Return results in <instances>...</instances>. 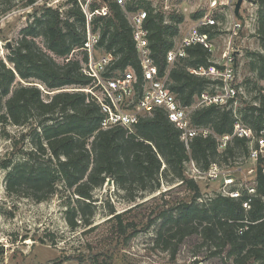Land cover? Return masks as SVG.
I'll use <instances>...</instances> for the list:
<instances>
[{
    "label": "trees",
    "instance_id": "trees-1",
    "mask_svg": "<svg viewBox=\"0 0 264 264\" xmlns=\"http://www.w3.org/2000/svg\"><path fill=\"white\" fill-rule=\"evenodd\" d=\"M72 3L63 14L49 7L35 12L33 21L22 30L18 45L10 48L8 61L13 68L0 61V136L6 134L7 125L26 129L12 140L9 158L0 165L8 170L7 191L17 195L23 194V189L28 197L41 201L53 193L56 184L62 183L79 197L76 201L85 203L92 199L93 190L107 179L130 195L135 190H155L166 169L165 173L171 172L181 181L180 185L194 194L189 202L160 213L157 233L165 248L175 238L181 241L196 235L213 248L226 251L236 264L263 263V159L257 161L256 193L250 209L242 206L245 196L237 200L217 195L197 203L199 188L193 180L185 178L186 163L191 160L199 170L206 171L211 164L227 163L236 150L246 157L249 152L246 139L233 137L222 152L218 151L212 136L195 137L186 147L180 140V130L160 110L152 117L141 119L132 132L121 127L103 130L99 105L91 95L65 90L85 88L92 80L81 71V66L88 61L83 49L86 19L76 1ZM257 3L260 5L257 38L263 53L256 54L254 70L264 81V0H256ZM139 5L147 10L145 26L149 31L151 56L159 75L163 76L167 70L166 54L174 45L183 18L172 14L166 21L163 14L153 11L150 2L140 0ZM108 8L109 15L96 17L92 25L94 31L100 32L99 45L114 58L109 71H123L130 66L139 72L132 29L126 16L116 2H110ZM133 8L132 4L129 10ZM213 28H199V32L208 33L211 38ZM39 32L46 39L49 53L64 59L62 64L28 39ZM77 50L81 52L80 59L73 55ZM185 54L168 70V90L182 106L189 107L201 94L213 92L218 82L190 72V69L214 66L210 53L202 45L186 47ZM17 77L26 83L37 80L48 92L54 93L47 94L45 100L38 87L16 82ZM253 100L242 102V108L233 107L232 101L225 106L198 108L191 113V122L209 128L218 136L231 135L237 115L243 124L259 133L264 129V100L259 95ZM26 140L30 141V148L22 149L20 143ZM163 164L165 169L161 170ZM72 211L67 210L68 223L74 228ZM118 225L119 230L126 229L121 222ZM91 264L111 262L106 256L95 255Z\"/></svg>",
    "mask_w": 264,
    "mask_h": 264
},
{
    "label": "rangeland",
    "instance_id": "rangeland-1",
    "mask_svg": "<svg viewBox=\"0 0 264 264\" xmlns=\"http://www.w3.org/2000/svg\"><path fill=\"white\" fill-rule=\"evenodd\" d=\"M75 1L83 14L86 13L85 24L90 18L91 29L93 19L109 15L108 4L118 2ZM122 1L124 5L121 8L127 20L126 12L130 15L139 8L147 11L139 5L140 0ZM147 1L153 11L164 15L166 21H169L172 14L183 18L178 35L174 39L175 44L180 43L194 30H198V20L204 15H212L219 25L211 29L212 36L209 40L215 49L211 60L217 61L230 44L231 56L235 57L236 61V81L246 90L252 91L247 98L254 101L264 84L254 70L257 65L256 54L263 53L257 38L260 10L258 3L252 7L246 4V9L240 11L241 17L247 19V23L232 36L231 22L234 19L239 22V19L232 16V7L219 5L222 0H216L218 6L214 9L210 8L213 0ZM72 2L73 0H35L31 4L29 0H0V61L6 67L13 68L8 61L10 48L18 45L22 39V30L33 21L35 12L49 7L63 14L72 6ZM52 3L54 5H50ZM132 4L133 10H129ZM250 14L253 20H250ZM28 39L35 42L36 46L49 54L55 62L63 63V58L54 57L46 49V39L40 32L35 36H28ZM80 53L77 50L73 55L80 59ZM104 53L105 50L101 47L95 51L94 56L98 58ZM29 81L26 83L17 77L16 82L35 85L41 90L45 100L48 99L47 94L54 93L48 92L37 80ZM89 86L65 90L88 93L86 90ZM91 97L95 100L93 95ZM242 102L244 101H238L234 107L242 108ZM153 115L144 114L145 117L141 119ZM133 128L129 132H132ZM4 131L6 134L0 136V165L9 158L12 140L25 133L26 129L7 125ZM20 146L22 149H28L30 141L26 140L20 143ZM244 156L240 150H236V154L230 157L227 163L218 165L221 172L215 179H195L197 174L190 169V165L188 167L191 160L187 162L184 176L193 180L199 188L200 198L196 202L202 203L214 196H222L220 186L227 175H232L245 184L255 180L257 163ZM219 160L222 161V158ZM164 169L163 164L161 170ZM165 170L160 177L159 188L155 190H135L130 195L118 188L113 180L107 179L103 185L93 190L91 200L79 203L76 201L79 197L73 195L62 183L56 184L53 193L41 201L28 197L23 189V194H10L6 189L8 170L0 168V264H91L95 255L106 256L111 264H236L233 258L227 256L226 251L213 248L211 244L203 242L200 236H190L181 241L175 238L169 242L168 248H165L162 240H158L160 213L169 211L179 203L189 202L194 194L185 185H180L181 181L174 178L171 172L165 173ZM251 170L252 173L249 174ZM68 209H73L70 215L75 217L74 228L68 223ZM119 222L126 227L122 228L124 231L119 230Z\"/></svg>",
    "mask_w": 264,
    "mask_h": 264
},
{
    "label": "built area",
    "instance_id": "built-area-1",
    "mask_svg": "<svg viewBox=\"0 0 264 264\" xmlns=\"http://www.w3.org/2000/svg\"><path fill=\"white\" fill-rule=\"evenodd\" d=\"M236 1L222 0L219 5L232 7V16H235L234 6ZM122 2V0H118L117 3L122 6L124 5ZM255 3L256 0L243 1L240 11L246 9V4L252 7ZM50 5H54V3ZM217 6L216 0H213L210 4L212 9ZM84 14L86 13L84 12ZM126 14L128 24L132 29V40L138 59L139 72L130 66L123 71H109L114 58L111 53L106 51L100 57L95 58V51L101 48L99 45L100 33L90 28V18L86 22L83 49L87 53L88 61L82 65L81 71L92 79V84L86 91L97 100L96 103L99 105L102 114L101 128L108 130L122 127L130 130L141 118L145 117L144 114L151 116L156 110H160L180 130V140L186 147L195 137L206 138L212 136L217 142L218 151L222 152L233 137L246 139L249 147L247 159L256 163L259 159H263L262 173L264 176V129L259 133H255L243 124L237 115H235L231 135L218 136L213 134L209 128L198 127L191 122L190 115L197 108L211 105L225 106L229 101H232L231 104L234 107L238 101L249 100L246 88L236 81V61L235 57L231 56L230 44L227 51L223 52L217 61L211 60L214 66L207 69L200 67L190 70L192 74L206 77L211 81H217L218 84L214 86L213 92L201 94L193 105L184 107L168 90V70L177 60L186 56L185 48L190 45L200 44L212 55L215 49L209 40L208 33L203 34L199 32V29L194 30L186 35L180 43H174L166 54L167 70L161 76L154 64L149 47V31L145 26L147 12L139 8L133 14L129 15L127 12ZM250 20H253L251 14ZM244 23H247V19L242 17L239 18V22L235 19L232 20V36H235L241 30ZM198 25L200 28H211L219 25V23L212 15L206 14L198 20ZM215 65H218L219 68H216ZM258 94L264 100V84ZM189 165L190 169L197 174L195 179L199 180L215 179L221 172L216 164H211L206 171L199 170L193 161L188 163V167ZM250 173H252V170L249 171ZM255 188V180L245 184L242 180L227 175L220 186V192L222 196L237 200L245 196L242 206L248 210L256 193Z\"/></svg>",
    "mask_w": 264,
    "mask_h": 264
},
{
    "label": "water",
    "instance_id": "water-1",
    "mask_svg": "<svg viewBox=\"0 0 264 264\" xmlns=\"http://www.w3.org/2000/svg\"><path fill=\"white\" fill-rule=\"evenodd\" d=\"M243 1L245 0H237L236 3H235V6H234V15L235 17H238L239 18V11H240V8L243 4Z\"/></svg>",
    "mask_w": 264,
    "mask_h": 264
},
{
    "label": "crops",
    "instance_id": "crops-1",
    "mask_svg": "<svg viewBox=\"0 0 264 264\" xmlns=\"http://www.w3.org/2000/svg\"><path fill=\"white\" fill-rule=\"evenodd\" d=\"M239 15H240V13H239ZM239 18H241V17L239 16ZM239 18H238V19H239ZM175 38H176V37H175ZM175 38H174V39H175ZM190 70H191V69H190ZM197 76H198V75H197ZM197 99H198V98L195 99L194 103L196 102ZM194 103H193V104H194ZM193 104H192V105H193ZM184 107H185V106H184ZM189 107H190V106H189ZM197 109H198V108H197ZM195 110H196V109H195ZM195 110H194V111H195ZM192 112H193V111H192Z\"/></svg>",
    "mask_w": 264,
    "mask_h": 264
}]
</instances>
